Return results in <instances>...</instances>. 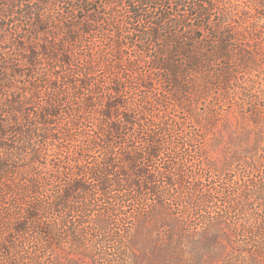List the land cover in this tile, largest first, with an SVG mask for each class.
Returning a JSON list of instances; mask_svg holds the SVG:
<instances>
[{
  "label": "rangeland",
  "instance_id": "rangeland-1",
  "mask_svg": "<svg viewBox=\"0 0 264 264\" xmlns=\"http://www.w3.org/2000/svg\"><path fill=\"white\" fill-rule=\"evenodd\" d=\"M209 2L211 18L226 10L228 30L242 38L249 51L251 32L264 38V17L256 19L254 0ZM2 3L0 66L5 64L10 77L0 79V121L6 125L0 141L9 147L0 146V160L10 159L12 165L0 172V264H14L26 256L19 249L7 253L3 244L32 196V174L41 171L51 178L54 191H40L46 202L72 178L77 163L102 167L104 158L111 156L113 173L123 174L129 163L122 154L129 147L142 154L136 165L152 181L138 180L142 183L136 191L113 186L104 195L84 177L88 189L73 193L68 202L72 211L55 217L60 243L53 254L61 263L68 257L76 264H168L150 262L151 248H167L168 225L148 229L151 240L144 241L143 235V248L128 244L141 218L161 205L170 218L187 223L180 264H264V233L258 232L264 214V47L257 51L255 64L230 59L226 84L214 67L203 66L178 74L177 87L152 61L167 59L173 39L159 30V38L141 51L139 38L126 26L125 0H44L34 16L25 14L19 0ZM149 9L145 10L155 17ZM39 16L44 21L41 28L35 25ZM147 25L141 23L142 28ZM186 32L183 26L168 29L178 42ZM118 36L132 37L136 45H127L128 40L115 44ZM168 58L182 63L178 56ZM18 98L23 103L17 110L13 105ZM108 104L113 107L109 119L103 115ZM255 106L263 116L257 123L250 112ZM121 114L134 117V127L127 131L132 136L129 143L112 141L104 151L86 146L82 136L98 127L104 132ZM23 128L43 132L44 138L31 140L38 157L23 149V138L16 134ZM151 142L156 146L154 157L148 154ZM10 148L23 151L10 157L15 154ZM169 176L174 178L171 186L164 182ZM107 211L111 228L99 217ZM52 216L47 218L54 220ZM70 231L78 240L73 242ZM27 236L15 238L19 243L29 238L32 246L34 234ZM204 242L210 250L219 249L215 257L204 252ZM50 257L40 252L42 263Z\"/></svg>",
  "mask_w": 264,
  "mask_h": 264
},
{
  "label": "trees",
  "instance_id": "trees-1",
  "mask_svg": "<svg viewBox=\"0 0 264 264\" xmlns=\"http://www.w3.org/2000/svg\"><path fill=\"white\" fill-rule=\"evenodd\" d=\"M2 1L0 0V5H3ZM19 1L24 8L25 14L33 16L44 3V0H34V4H31L30 1H28L30 3L27 1L23 2V0ZM125 4L128 14L126 26L129 28L128 31L131 29L130 33L131 31L133 32L131 35L134 34L139 38L140 41L138 40L139 42L137 43H139L141 51L145 53L148 42H154L159 38V30H162L166 38L173 39L174 46L170 49L167 59L161 61L160 59L152 58V61L157 69H163L167 72L171 78V83L177 87L179 85L177 79L178 74L187 75L189 72L199 70L203 66L214 67V71L220 74L222 81L226 84L229 81L228 79L231 73L228 64L230 59L239 57L244 61L255 64L257 62V51L261 46L264 47V38L251 32L250 36L253 48L251 51L246 49L250 46H247L245 41L237 37L234 32L228 30V23L226 21L229 20V16L225 12L226 10L220 12L216 18H211L212 6L209 0H125ZM254 7L256 8V19L263 18L264 0H254ZM181 8H186L184 13L183 11L180 12ZM145 9H152L155 17H152L150 12ZM243 15L245 14L243 13ZM35 22V25L39 28L44 24L40 16L37 19L35 18ZM141 23H148V25L142 28ZM176 26H183L188 29V32L181 37L182 42H178L176 36L168 33V29ZM198 31L200 35L196 34ZM254 31H258L257 27ZM118 39H120V42H115V40V44L119 43L120 45V43H125V40H128L129 43L127 45H136V41L132 37L118 36ZM172 56L180 57V62L182 63L171 62L168 57ZM4 65L0 66V79L10 77L9 71ZM22 103V99L18 98L15 100L13 106L18 110ZM112 110L113 107L108 104L104 109V117L111 118ZM250 112L254 123L263 120L261 111L256 106ZM120 116L116 121L110 123L107 128L103 129L104 132L99 131L98 127L92 134L81 135L87 141L86 146L89 148L101 147L104 151V146L112 141H118L119 145L129 143L132 136L127 131L134 127V117L133 115L128 116L126 114H121ZM0 122V132L4 134L6 132V125L3 121ZM16 134H19L18 136L23 138V143L25 144L23 149L27 150L32 157H38L34 144H31V140L33 136L44 138L43 132L40 135L38 130L23 128L17 129ZM255 135V141L257 143L260 135L259 133ZM0 146L6 150L9 148L8 144H4L3 141H0ZM148 147L149 157H154L156 152L155 144L151 142V145ZM23 149L15 150L10 148L9 152L15 153L10 155V157L19 155ZM123 150H126V148ZM107 153L108 149L105 150V155H108ZM110 154L113 153L109 152ZM123 155L129 163V169L124 170L123 174L119 170L113 173L116 167L113 165L111 156L104 158V165L102 167L77 163L75 170H73L72 178L64 180L65 182L61 190L59 192H53L46 202L40 198V191L44 189L54 191L52 180L48 177V174H40L41 171L32 174V178L29 181L30 188L28 190L32 196H30L27 202L28 204H25L26 206L23 207L24 214L22 218L13 222L14 226L11 228L6 242L3 244L7 253L17 252V249L26 252V256L17 259L14 264H44L39 259L40 252L51 253V257L46 260V264H76L72 258L68 257L66 263H61L58 254L55 256L53 254L59 248L60 243L58 242V235H56L58 222L55 217L59 213H62V211H72L68 205L69 199L72 198L73 193L87 190L89 182L96 184V191L105 195L106 190L113 186L121 187L124 185L128 188H134L136 191L142 183L137 182L138 180H143L148 184L152 181V176L148 175L143 167L138 166L139 164L136 165V162H139V158L142 157L140 152L129 147L128 151L124 152ZM15 158L17 159V157ZM9 161L10 159L7 158L0 160V172L10 168L12 163ZM67 166L70 167V162L68 161H66V168ZM62 174L65 175V172L63 173L62 171ZM84 177H88L90 181L87 182L88 180H85ZM173 179V176H169L165 178L164 182L167 186H171ZM12 186L10 185L8 188H12ZM108 212H103L99 217L104 219L107 227L111 228L112 218L107 216ZM48 215H53L54 220L47 218ZM211 223L213 224V222ZM161 224L168 225L167 237L169 243L166 250L160 247L151 248L150 254L152 258L150 262L157 260L162 263L166 261L168 264H180L183 258H185V255H182V241L188 237L187 223L178 221L172 217L170 218L165 207L161 205H156L151 213L141 218L139 227L135 229L134 236L128 240V244L130 243L135 247L143 248V235L144 241L145 237L151 240L147 235V232H150L148 229L156 230ZM261 224H263V227L258 229V232L260 233L261 231L264 233V214L262 215ZM105 228L103 227V229ZM29 232L34 234L32 238L35 239V243L32 242V246H29V238L20 243L16 241V235L28 237L27 234ZM224 235L226 240L230 241V237L226 233ZM70 237L73 239V242L75 239L78 240V234L76 232L70 231ZM150 245L151 242L147 246L150 247ZM202 246L207 256H211L209 258L215 257L219 250L214 246H211L212 250H210V246L205 242L202 243ZM220 246V249L223 250V246ZM178 252H181V255Z\"/></svg>",
  "mask_w": 264,
  "mask_h": 264
}]
</instances>
